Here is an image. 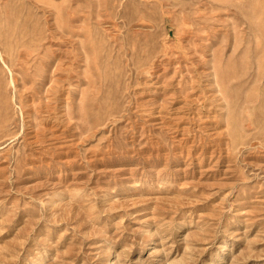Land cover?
<instances>
[{
	"label": "rangeland",
	"instance_id": "374dc122",
	"mask_svg": "<svg viewBox=\"0 0 264 264\" xmlns=\"http://www.w3.org/2000/svg\"><path fill=\"white\" fill-rule=\"evenodd\" d=\"M0 264H264V0H0Z\"/></svg>",
	"mask_w": 264,
	"mask_h": 264
},
{
	"label": "bare ground",
	"instance_id": "6f19581e",
	"mask_svg": "<svg viewBox=\"0 0 264 264\" xmlns=\"http://www.w3.org/2000/svg\"><path fill=\"white\" fill-rule=\"evenodd\" d=\"M73 46H74V45H73ZM56 47H57V46H56ZM54 50H55V49H54ZM57 54H58V53H57ZM58 59H60V58H58ZM59 68H60V67H59ZM59 68H58V69H59ZM55 70H56V69H55ZM138 73H139V72H138ZM63 95H64V94H63Z\"/></svg>",
	"mask_w": 264,
	"mask_h": 264
}]
</instances>
